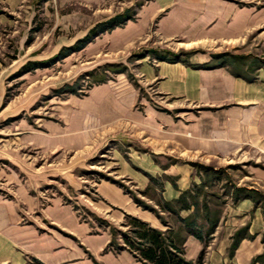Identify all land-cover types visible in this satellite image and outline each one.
Wrapping results in <instances>:
<instances>
[{
  "label": "rangeland",
  "instance_id": "obj_1",
  "mask_svg": "<svg viewBox=\"0 0 264 264\" xmlns=\"http://www.w3.org/2000/svg\"><path fill=\"white\" fill-rule=\"evenodd\" d=\"M148 1L22 0L18 8L0 16V201L16 206H8L7 214L14 211L18 227L36 228L40 233L51 228L43 218V210L54 200L59 201L89 226L91 234L106 232L110 242L114 231L116 244L120 246L124 243L123 234L130 231L126 216L131 215H125L118 223L93 208L92 202L100 200L96 186L101 182L115 185L130 196L138 207L158 219L160 228L155 229L163 232L171 229L177 232L181 217L192 213H197L198 223L204 224L207 206L208 213L219 217V222L210 238L205 237L208 242L199 241L202 245L199 254L204 252L205 263L213 235L229 209L249 200L264 214V181L259 177L264 174V147L249 148L243 156L214 163L155 159L156 163H163V168L185 164L193 169L191 176L196 179L176 199L166 201L162 196L165 184L176 178L147 176L148 185L138 186L133 172L144 175L138 167L145 166L142 160L131 156L141 157L150 150L141 141L133 142L125 125L118 135L112 136L110 131L94 134L85 147L47 146L52 137L60 138L50 128L73 125L86 97L104 85L111 88L130 85L139 93L136 109L142 110L147 98L149 104L164 111L165 104L155 103L153 94L149 96L136 78L143 59L149 57L150 62L157 58L153 52L167 58L176 55L177 61L199 69L225 65L235 77L250 83L257 80L259 70L264 68V46L254 38L241 48L190 47L182 38L161 47L154 45L157 39L145 41L149 38L137 28L136 16ZM121 16L119 26L91 38L82 50L65 58L60 56L63 50L87 38L97 25ZM154 29V26L149 29L148 36ZM28 64L42 66L25 73ZM119 83H124L123 87ZM237 189H243L251 198L236 200ZM183 193L196 197V206L188 200L190 212H180V217L163 208L164 203L177 200ZM240 230L232 236L229 248L234 239L241 242L244 235H239ZM108 252H127L132 256L126 250ZM259 257V262H264V253ZM31 258L34 257L25 256L22 264H31Z\"/></svg>",
  "mask_w": 264,
  "mask_h": 264
},
{
  "label": "crops",
  "instance_id": "obj_2",
  "mask_svg": "<svg viewBox=\"0 0 264 264\" xmlns=\"http://www.w3.org/2000/svg\"><path fill=\"white\" fill-rule=\"evenodd\" d=\"M21 3L0 0V16ZM136 17L137 28L149 38L145 41L157 39L154 45L159 47L179 38L190 47L241 48L251 38L264 46V0H150ZM152 26L154 32L148 36ZM139 64L138 83L149 96L153 94L158 101L155 103L165 104L164 111L149 104L147 98L142 110L136 109L139 93L130 85H104L86 97L73 125L50 128L60 138L52 137L47 146L85 147L94 134L110 131V135H118L125 125L129 138L141 141L150 150L141 157L131 156L145 166L138 167L144 175L133 172L138 186L148 185L147 176L176 178L165 184L162 196L166 201L176 199L196 179L191 176L193 169L185 164L163 168V163L155 159L214 163L243 156L249 148L264 147V68L250 83L235 77L227 66L199 69L181 61L154 58L149 62V57ZM259 177L264 181V174ZM96 193L100 200L92 202L93 208L112 221L119 223L125 215H131L160 228L156 217L143 211L117 186L101 182ZM8 206L16 207L0 201L2 264H22L28 255L43 264H141L127 252L104 253L108 233L91 234L89 226L59 201L54 200L43 210V218L51 228L41 233L36 228L18 227L14 211L7 214ZM239 230L244 236L231 255V238ZM212 242L204 264H264L254 261L264 253L262 209L249 200L238 203L227 211ZM201 249L199 240L187 238V260L194 261Z\"/></svg>",
  "mask_w": 264,
  "mask_h": 264
},
{
  "label": "trees",
  "instance_id": "obj_3",
  "mask_svg": "<svg viewBox=\"0 0 264 264\" xmlns=\"http://www.w3.org/2000/svg\"><path fill=\"white\" fill-rule=\"evenodd\" d=\"M122 18V16L115 17L105 23L97 25L90 31L87 38L79 41L76 46L70 49L63 50L60 56H64L65 58L72 52L82 50L91 38L110 30L114 26H119L122 23L120 21ZM153 54H155L157 56V59L160 61L176 62L178 60L176 58V55L173 54L171 55L173 56L172 58H167L164 55L158 54L157 52H153ZM38 66L42 65L28 64L24 67V72L27 73L30 70H34L38 68ZM224 66L225 65H221V67ZM76 90L77 89H74V92H76ZM235 195L236 200L251 198V195L249 193L245 194V191L243 189H237ZM188 200L194 202L195 206L197 205V203H195L196 197L194 196V194L183 193L177 200L171 203H164L163 208L171 213H174L175 215H179L180 212L184 211L190 212L192 207L191 204L188 203ZM173 204L176 205V208L172 207ZM204 212H206V216L204 217V224L198 223L197 213L189 214L185 218L179 215L181 217V227L177 232L172 229L163 232L161 230L152 228L146 222H143L135 217L126 216V224L130 228V231L127 234H123V246L116 244L114 237L115 234H113V231L112 239L108 243L104 251L108 252L110 250H115L116 252H118L126 250L130 252L132 256L142 264H204V252H201L199 254L195 262L189 261L184 257V246L187 237L192 236L205 244V242H208L205 237L210 238L217 227L219 217H212V215L208 213L209 209L207 206L204 207ZM206 226L208 227L207 229ZM239 240L240 239H234L230 248L231 255L236 249ZM259 260H261V257L256 258L254 261ZM31 264L43 263L35 258H31Z\"/></svg>",
  "mask_w": 264,
  "mask_h": 264
}]
</instances>
